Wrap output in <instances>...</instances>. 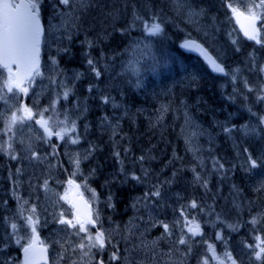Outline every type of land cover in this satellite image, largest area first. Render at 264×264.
Instances as JSON below:
<instances>
[{"label":"rangeland","instance_id":"1","mask_svg":"<svg viewBox=\"0 0 264 264\" xmlns=\"http://www.w3.org/2000/svg\"><path fill=\"white\" fill-rule=\"evenodd\" d=\"M127 1L70 0L64 5L61 0H38L39 12L46 19L39 75L25 84L26 94L17 89L8 92L5 82L9 73L0 66V264L23 263L22 249L32 240L33 222L51 251L52 264H109L104 252L108 258L115 253L123 264H190L193 260L194 264H264V254L256 259V253L264 248V152L261 147L254 152L248 139L249 132L264 138V56L257 67L260 78L246 84L247 102L242 105L253 116L235 126L245 133L242 137L228 120L209 114L212 107L201 96L193 102L179 97L185 90L180 87L197 83L200 73L173 47L176 40L179 45L194 39L207 43L222 61L227 53L208 8L194 0H157L149 17L133 5L129 22L137 32L110 56L113 62L100 60L95 66L107 89L131 87L145 102L129 107L118 98L100 95L96 86L75 87L81 70L76 67L60 74L56 67L67 37L80 28L102 35L120 20L121 7ZM227 3L249 16V9L258 15L262 27L259 39L264 45V7H256L260 0ZM228 10L233 17L226 6V13ZM153 24H159L162 31L152 34ZM241 70L228 69L222 85L234 83L239 90ZM60 87L67 101V113L62 116L57 99ZM233 92L229 88L226 93L231 96ZM24 107L31 109L32 118L18 119L10 127L12 115L23 116ZM106 108H110L108 113H104ZM205 112L216 128L208 124ZM41 116L52 135L38 124ZM122 118L134 127L122 125ZM169 123L174 125V136L183 138L189 158L178 147L169 149L164 144ZM139 131L138 137L149 138V147L166 157L164 176L153 190L134 196L131 216L123 227L116 222L98 227L99 215L104 218L101 207L105 199L92 184L87 163L108 142L113 154H125L128 141L124 142L122 135L132 137ZM56 133H63V139ZM220 133L229 139L228 147L219 139L217 145L230 149L232 159L228 161L238 165L223 162L225 155L213 144V137ZM58 151L68 168L59 170ZM118 168H125L123 161ZM236 173L249 185L248 191L237 184ZM133 175L125 173L124 182H130ZM118 176H107L104 182H114ZM71 180L80 183L81 194L94 206L96 224L86 225L88 232H80L79 225L60 223L64 219L75 224L77 217L85 218L72 201ZM157 191L159 196L154 195ZM197 224L200 234L193 235L189 228ZM97 230L104 233L103 248L91 246L94 241L87 239L88 235L95 237Z\"/></svg>","mask_w":264,"mask_h":264},{"label":"trees","instance_id":"2","mask_svg":"<svg viewBox=\"0 0 264 264\" xmlns=\"http://www.w3.org/2000/svg\"><path fill=\"white\" fill-rule=\"evenodd\" d=\"M194 1L201 4V6L207 7L211 14V19L214 21L216 30L221 35L227 50V53H225L224 56L225 65L230 67H240L243 69V71L241 70L243 78L240 79L237 84L240 93L238 92L239 94H237L235 91L233 93L236 96L234 94L231 95L232 99H234L233 102L236 101L233 107L237 110L243 102H247V82L252 81L254 78H260L261 74L257 67L262 56H264V47L261 50L258 49L256 43L247 40L237 32L235 22L229 15V10L227 13L225 11L226 6H228V0ZM156 3L157 0H128L127 4L121 7L120 20L116 21L114 26L102 35H96L94 31L93 33H88L87 30L82 28L79 29L78 33H71L67 37L61 55L57 59L56 65L60 74L77 66L80 67L83 74L76 82L75 87L78 88L96 82L98 84L99 77L95 72V66L100 59H110L111 54L124 47L131 40V36L137 32L130 28L129 17L131 7L136 5L139 11L147 14V17H149L150 11ZM228 33L235 34L228 35ZM234 35H238L236 40L233 39ZM177 41L178 40H176L173 47H176L179 50L182 58H184L187 63L198 68L200 74H202L196 87L189 86L182 88L185 90L179 95V97L186 96L188 102H193L196 92L201 90V92L213 103L223 102L219 100V98L230 102L226 96L228 95L226 93L227 88L224 89L218 84L220 77L218 78V76L212 74L202 59L192 54L184 53L181 46L177 44ZM89 61L92 63L90 64ZM107 91L112 92L113 96L111 97L114 98H120L121 95H123V100L126 103L132 102L138 104L145 102L142 99L143 96L136 95L133 88L130 87H126L123 90L112 89ZM61 92L60 89L58 96L60 97L61 111L62 114H64L66 112V103L62 100L63 93ZM124 126L130 128L134 127L127 121L124 122ZM124 129L125 128H123V130ZM138 133H140V131L137 132L135 136H125V140L127 139L128 141L125 143L127 146L125 154H122L119 157L113 154L111 150L112 144L108 142L103 146L104 149L96 150L92 159L87 163V166L95 169V178L93 182L97 188H99L103 194H108L109 197L112 195L110 197L111 200L114 197L113 209L110 210L108 204L101 207L105 221L108 220L109 215L112 214L116 219H120V222H123L127 213H123L122 210L129 208V196L132 193L145 194L150 192L153 190L154 184L161 181L164 176L166 168L164 161L166 160V157L160 155L158 150L151 149L149 147L151 143L150 139L145 136L138 137ZM165 133L166 136L163 139L164 144H166L169 149L175 148L174 146L178 147L182 155L189 158L190 155L184 150L183 138L174 136V125L172 123H169L168 130L165 131ZM58 154L61 158L63 169L67 168L62 152L58 151ZM119 161L124 162V169L118 168ZM126 169H130L134 174L133 176H135L132 178L128 186H122L120 181L107 186L103 184V178L107 171L116 170L122 172ZM218 249L221 253L223 245L220 244Z\"/></svg>","mask_w":264,"mask_h":264},{"label":"snow or ice","instance_id":"3","mask_svg":"<svg viewBox=\"0 0 264 264\" xmlns=\"http://www.w3.org/2000/svg\"><path fill=\"white\" fill-rule=\"evenodd\" d=\"M70 0H61V3L68 5ZM232 9L234 14L239 15L238 10L233 8L231 4L228 5ZM257 8L264 7V0H260V3L256 5ZM250 19L252 21V31H245V35L249 39L255 40L257 43H260L259 32L255 27V22L259 19L258 15L249 9ZM162 31L159 24H153L150 28L152 34H156ZM41 24L39 18V3L38 0H19V2H14V0H0V66H3L8 70V79L5 82L8 92H12L13 89H17L20 92L27 93L28 88L25 87V82L31 80L34 75H39V46L41 38ZM184 47L192 48L195 47L198 50L202 51L205 57L210 61L212 66L216 71L223 72L224 69L218 65L215 60L208 56L207 52L200 48L199 45H195L191 42L186 43ZM91 64L92 62L89 61ZM12 65L17 66V71H12ZM99 75V73H97ZM67 96V93H65ZM23 116L17 117L14 113L11 117L10 127L19 120L25 118L31 119L32 112L31 109L24 107ZM44 127L45 131L52 135V130L48 127L46 121H38ZM10 130V128H9ZM61 139H63V133H56ZM76 141H73L75 143ZM255 161H252V165L255 166ZM71 183V182H70ZM78 187V186H77ZM154 195L159 196V191L155 192ZM192 207H196L193 202ZM34 211V209H33ZM31 221V217H29ZM38 222V221H37ZM33 222V233H35V226ZM60 223H67L72 227L79 225L80 232H88L86 225L91 224L95 225L96 221L92 218L91 212H89L86 218L81 219L80 217L76 218V223L74 224L72 220L61 219ZM255 223V220L253 221ZM15 228V225L12 226ZM165 231H168V225H163ZM189 231L193 235L200 234L199 225H194L189 228ZM87 239L89 241H94L91 245L93 247L103 248L105 246V236L104 233L97 230L95 237L88 235ZM181 244L185 243V240H180ZM261 243H264L262 241ZM81 248L84 247L83 244L80 245ZM25 254L24 264H36V250L34 244H29L28 247L23 249ZM42 252L44 250H41ZM264 254V248H260V251L256 253V259L260 260ZM113 260L118 259L115 253L111 257ZM231 259V257H229ZM100 264H103L101 261ZM235 264V261H233Z\"/></svg>","mask_w":264,"mask_h":264},{"label":"water","instance_id":"4","mask_svg":"<svg viewBox=\"0 0 264 264\" xmlns=\"http://www.w3.org/2000/svg\"><path fill=\"white\" fill-rule=\"evenodd\" d=\"M238 13H240V14L239 15L235 14V18H236V21L239 24L240 28L243 30L244 33L246 30L251 32L252 31V21L249 18V16L245 15L241 11ZM39 18H40V16H39ZM40 24H41L42 33H41L40 46H39V66L41 65L42 43H43V36L45 33L44 23H43L41 18H40ZM257 25H258V20H256V22H255V27L258 30V32L260 33V29L258 28ZM190 42L195 44V45H199L201 49H203L204 51L207 52L208 56H210L213 60H215V62L218 65H220V67H222L224 69V71L223 72L216 71L214 69V67L212 66V64L210 63V61L205 57L204 53L202 51L198 50L197 48H195V47H192V48L184 47V50L186 52L195 53V54L199 55L200 57H202L210 65L211 70L214 73H216V74H225L226 73L225 67L220 64V62L216 59V57L212 54V52L203 43H201L199 40H194V41H190ZM16 71H17V69H16ZM73 185L75 187L74 193H73L74 199L77 200V199H79V198H77V194L79 192V184L74 182ZM79 206H81L80 202H79ZM83 206H84L83 211L85 212L86 215L89 212H91V205L90 204H87L84 201ZM31 244H34L35 250H36V264H50V257H49L48 249L44 244L41 243V237L38 233H36V235L34 236V240ZM41 250H44V251L42 252ZM23 253H24V251H23ZM24 261H25V254H24Z\"/></svg>","mask_w":264,"mask_h":264},{"label":"bare ground","instance_id":"5","mask_svg":"<svg viewBox=\"0 0 264 264\" xmlns=\"http://www.w3.org/2000/svg\"><path fill=\"white\" fill-rule=\"evenodd\" d=\"M256 53H259V52H256ZM182 59V58H181ZM184 60V59H183ZM226 64V63H225ZM228 66V65H227ZM250 66V65H249ZM247 69V68H246ZM242 71H243V69H242ZM264 73V72H263ZM257 77V76H256ZM218 78H219V76H218ZM222 89V88H221ZM91 148V147H90ZM92 149V148H91ZM252 149V148H251ZM260 149V148H259ZM240 158V157H239ZM236 163L232 160V161H229V163H228V165H235ZM203 169H205V168H203ZM199 173V172H198ZM137 174V173H136ZM128 176V175H127ZM115 177V176H114ZM135 177V176H134ZM137 177V176H136ZM127 178V177H126ZM128 178H129V176H128ZM207 178V177H206ZM138 180V179H137ZM114 181H115V179H114ZM207 181V180H206ZM129 185V184H128ZM127 185V186H128ZM112 196V195H111ZM110 196V197H111ZM248 197V196H247ZM124 198V197H123ZM134 198V197H133ZM247 199V198H246ZM248 204H250V203H248ZM245 206V205H244ZM248 207V206H247ZM127 213V212H126Z\"/></svg>","mask_w":264,"mask_h":264}]
</instances>
